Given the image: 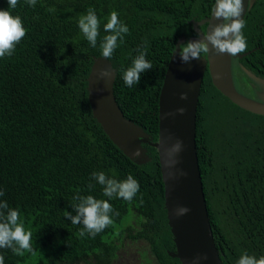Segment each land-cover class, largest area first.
<instances>
[{"label": "trees", "instance_id": "obj_1", "mask_svg": "<svg viewBox=\"0 0 264 264\" xmlns=\"http://www.w3.org/2000/svg\"><path fill=\"white\" fill-rule=\"evenodd\" d=\"M215 0H18L0 10L20 16L26 35L12 56L0 58V190L18 208L32 233L33 252L0 249L4 264H180L168 250L175 244L164 208V184L156 149L137 164L108 137L93 117L87 76L110 13L129 32L109 59L116 69L114 95L124 116L158 136V101L164 73L180 35L193 33L191 19L211 11ZM93 8L99 36L92 47L78 20ZM247 49L239 61L264 77V0L244 18ZM146 52L152 69L138 85L123 73ZM197 158L213 238L222 264H236L245 252L264 256V115L230 101L212 84L206 69L196 112ZM124 180L132 175L139 191L131 201L103 196L93 172ZM89 184L94 185L91 189ZM108 200L113 223L94 238L80 237L83 225L64 216L73 196ZM75 214V213H73ZM130 242V243H129ZM133 244V245H132ZM132 245L133 249L130 247Z\"/></svg>", "mask_w": 264, "mask_h": 264}, {"label": "water", "instance_id": "obj_2", "mask_svg": "<svg viewBox=\"0 0 264 264\" xmlns=\"http://www.w3.org/2000/svg\"><path fill=\"white\" fill-rule=\"evenodd\" d=\"M254 1L250 0L248 4V0H243L242 19ZM191 21L196 35L188 41L203 39V35L211 31L210 23L222 22L212 17V11L208 18ZM204 22L207 26L202 32L197 24ZM184 41L185 37L177 40L164 73L158 101L156 140L153 141L141 126L124 116L114 95L116 69L102 55L92 58L87 76L88 101L93 117L132 161L143 164L151 159L144 144L156 149L164 184V208L175 244L174 250H168V254L176 257L180 264H194L197 257L205 256L207 259L202 258L196 264H222L213 238L196 152V112L200 88L207 69L212 84L230 101L247 111L264 115V77L239 61L246 53L236 56L218 54L211 45L209 53L202 54L199 60L183 63L179 45ZM102 69L112 72L107 84L98 78ZM181 94H186L187 99H181ZM181 108L183 113L178 111ZM177 142L181 143L180 151L169 155V150ZM137 151L139 156L135 155ZM182 208L188 211L178 214Z\"/></svg>", "mask_w": 264, "mask_h": 264}, {"label": "clouds", "instance_id": "obj_3", "mask_svg": "<svg viewBox=\"0 0 264 264\" xmlns=\"http://www.w3.org/2000/svg\"><path fill=\"white\" fill-rule=\"evenodd\" d=\"M25 3L34 8L37 0H25ZM7 4L9 9H15L18 0H7ZM212 8V17L222 22L215 25L210 23L211 31L203 35V39L189 40L179 45V56L183 63H188L193 59L199 60L202 54L209 53V45L218 54L226 53L230 56H236L246 51L247 41L242 31L245 22L241 18L244 12L243 0H215V6ZM78 27L89 44L96 47L100 21L93 8L90 7L87 13L79 18ZM104 31L110 34L103 37L100 44L101 54L103 58L110 59L118 46V40L123 39V36L129 32V28L120 21L118 13L112 11L104 25ZM25 35L26 29L20 16H13L9 10H0V58L12 56L16 45ZM137 51L139 54L123 73L124 84L128 87L138 85L141 81V74L152 69L151 62L146 59V52L142 49H137ZM111 76L112 72L109 69H102L98 73V78L103 79L105 84L108 83ZM181 99H187V95L181 94ZM178 111L183 113L184 110L181 108ZM180 149L181 143L177 142L169 150V155L179 152ZM135 155L139 156V151ZM91 179L102 186L103 196L109 199L117 197L131 201L140 188L138 181L132 175H128L124 180H117L101 171L93 172ZM88 187L91 189L94 185L89 184ZM3 195V190H0V197ZM73 201L74 203L71 205L73 211H65L64 216L73 225H83L79 232L80 237L89 235L94 238L113 223L111 214L119 215L108 200L97 199L92 195L82 196L77 193L73 196ZM187 211L182 208L178 210V214ZM0 249H10L13 254L18 256L34 251L32 233L26 230L20 210L10 207L5 200H0ZM202 258L207 259L206 256L197 257L196 261ZM0 264H4L2 254H0ZM236 264H264V256L256 258L245 252Z\"/></svg>", "mask_w": 264, "mask_h": 264}, {"label": "flooded vegetation", "instance_id": "obj_4", "mask_svg": "<svg viewBox=\"0 0 264 264\" xmlns=\"http://www.w3.org/2000/svg\"><path fill=\"white\" fill-rule=\"evenodd\" d=\"M249 1H250V0H248V4H249ZM214 2H215V1H214ZM214 2L212 3L211 8L213 7ZM255 2H257V0H255V1L253 2L252 6H251L249 9H251V8L254 6ZM249 9L246 10V12H245V14H244V17H243V20H244V18L247 16ZM211 11H212V9H211ZM211 11L209 12V14L204 15V16H202V17L196 19V20H195V19H191V20H193V21H197V20H198V21H199V20H202V19H204V18H208L209 15L211 14ZM191 20H189V22H191V24L193 25V23H192ZM197 26H198V28H199L202 32H205V30H206V26H207V22H204V23H202V24H197ZM195 35H196V32H195L194 29H193V33H192V34H190V35H180V36L178 37V39H179L180 37H185V38H186V41H188V38H190L191 36H195ZM178 39H177V40H178ZM186 41H184V42H186ZM184 42H182V43H184Z\"/></svg>", "mask_w": 264, "mask_h": 264}, {"label": "rangeland", "instance_id": "obj_5", "mask_svg": "<svg viewBox=\"0 0 264 264\" xmlns=\"http://www.w3.org/2000/svg\"><path fill=\"white\" fill-rule=\"evenodd\" d=\"M130 243V242H129ZM133 245V244H132ZM132 245H130V247L133 249ZM137 254L135 252H132V256L130 254L125 255L124 257L121 256L122 261H124L125 263L128 262V264H130V260L132 258V261L136 262L137 261Z\"/></svg>", "mask_w": 264, "mask_h": 264}]
</instances>
